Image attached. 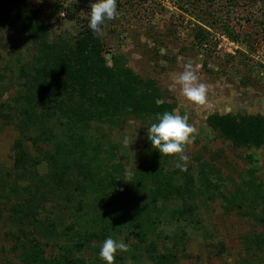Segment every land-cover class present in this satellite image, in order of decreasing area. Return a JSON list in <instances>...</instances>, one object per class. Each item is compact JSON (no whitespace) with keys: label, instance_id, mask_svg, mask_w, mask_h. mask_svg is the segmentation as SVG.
Segmentation results:
<instances>
[{"label":"trees","instance_id":"1","mask_svg":"<svg viewBox=\"0 0 264 264\" xmlns=\"http://www.w3.org/2000/svg\"><path fill=\"white\" fill-rule=\"evenodd\" d=\"M21 1L0 0V22L18 26L31 42L28 58L17 60L20 92L0 104V131L6 120L19 133L13 164L0 171V224L9 242L0 264H104L98 253L108 236L128 245L113 264H180L194 238L211 245L204 212L216 202L254 225L242 236L238 264H264V181L253 157L238 181L200 158L176 168L177 157H161L146 133L175 102L162 99L153 79L109 65L100 33L85 19L75 36L52 37L40 11L24 16ZM250 2L225 0L217 11L228 16ZM73 4L77 16L91 8ZM223 18L222 30L237 41ZM196 40L207 44L203 26ZM130 121L142 126L133 150L111 136ZM207 123L236 149L264 150L262 115L212 114Z\"/></svg>","mask_w":264,"mask_h":264},{"label":"rangeland","instance_id":"2","mask_svg":"<svg viewBox=\"0 0 264 264\" xmlns=\"http://www.w3.org/2000/svg\"><path fill=\"white\" fill-rule=\"evenodd\" d=\"M187 1L116 0L118 16L114 21L106 22L100 33L105 57L109 65L117 61L130 67L141 78L153 79L162 99L175 102L178 114L188 115V123L195 132L183 153L189 157L187 165H195L196 158H200L214 164L227 180L232 176L238 181L240 175L246 173L251 156L257 167L256 177L264 181V150L236 149L207 123L212 114L264 116V25L261 24L264 0L241 5L228 16L217 11L219 3L225 0H212L213 3ZM21 2L25 8L24 16L40 11L38 20L51 25L52 37H73L82 27L81 19L88 22L89 12L78 11L77 16L74 12L78 8L76 4L71 5L72 0H63L70 5L66 18L60 15L62 0ZM140 3L141 16L136 18L134 12ZM220 16L239 34L237 41L226 36L217 21ZM200 26L208 31L206 45H199L196 40ZM28 49H31V42L25 32L18 26L0 22V104L11 103L20 92L18 72L21 64L17 60L27 59ZM189 59L199 82L208 86L203 105L185 100L179 86L169 88L173 76L183 70ZM3 123L0 171L12 166V147L19 136L14 124L6 120ZM140 128L138 122L130 121L123 129L111 131V136L119 142L127 136V146L133 150L141 146L136 134ZM40 170L45 171L46 167L42 166ZM204 213L211 245L194 238L189 243L190 257L182 259L180 264H238L239 256L244 253L242 236L251 232L254 225L236 212H225L219 202L213 203ZM3 232L0 224V251L7 250L9 244Z\"/></svg>","mask_w":264,"mask_h":264},{"label":"clouds","instance_id":"3","mask_svg":"<svg viewBox=\"0 0 264 264\" xmlns=\"http://www.w3.org/2000/svg\"><path fill=\"white\" fill-rule=\"evenodd\" d=\"M88 18V29L93 34L102 32L106 22L114 21L118 16L116 0H95L91 4ZM179 86L180 94L185 100L194 105H203L206 102L207 85L199 82L193 62L189 59L183 65V70L173 76L170 90ZM156 122L151 123L147 129V139L151 148L160 156L177 157L175 167L181 171L187 168L189 157L184 155L187 144L192 142L195 129L188 123V115H180L176 110L157 113ZM124 145L129 144L128 137L122 140ZM131 174V173H129ZM126 253L128 245L123 240L106 237L99 249V257L104 264H113L117 252Z\"/></svg>","mask_w":264,"mask_h":264},{"label":"built area","instance_id":"4","mask_svg":"<svg viewBox=\"0 0 264 264\" xmlns=\"http://www.w3.org/2000/svg\"><path fill=\"white\" fill-rule=\"evenodd\" d=\"M69 8H70V5L68 2L63 3V8H62V11L60 12V15L62 18H66L69 15Z\"/></svg>","mask_w":264,"mask_h":264},{"label":"water","instance_id":"5","mask_svg":"<svg viewBox=\"0 0 264 264\" xmlns=\"http://www.w3.org/2000/svg\"><path fill=\"white\" fill-rule=\"evenodd\" d=\"M77 3L81 4L82 6H88L95 2V0H76Z\"/></svg>","mask_w":264,"mask_h":264}]
</instances>
